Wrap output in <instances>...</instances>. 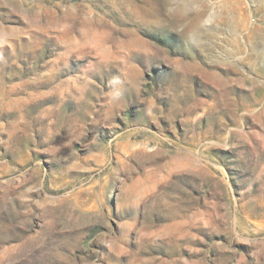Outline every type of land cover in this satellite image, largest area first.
Instances as JSON below:
<instances>
[{
    "label": "rangeland",
    "instance_id": "374dc122",
    "mask_svg": "<svg viewBox=\"0 0 264 264\" xmlns=\"http://www.w3.org/2000/svg\"><path fill=\"white\" fill-rule=\"evenodd\" d=\"M0 264H264V0H0Z\"/></svg>",
    "mask_w": 264,
    "mask_h": 264
}]
</instances>
